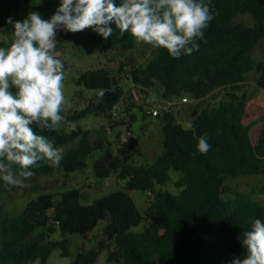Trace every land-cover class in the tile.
Returning <instances> with one entry per match:
<instances>
[{"label": "trees", "instance_id": "obj_1", "mask_svg": "<svg viewBox=\"0 0 264 264\" xmlns=\"http://www.w3.org/2000/svg\"><path fill=\"white\" fill-rule=\"evenodd\" d=\"M115 2L119 6V0ZM51 3L52 0H0V31L4 33L0 47H7L6 42L11 41L13 25L8 23L9 18L22 21L30 13L29 7H50ZM210 7L215 17L204 30L203 39L197 41L198 49L190 55L176 59L166 49L154 48L145 64H134L130 69L124 62L117 68L104 64L86 69L76 83L93 90V94L83 108L61 112L65 117L62 123L75 124V129L41 131L33 126L64 153L58 167L50 166L46 160L39 162L30 169L33 177L83 170L91 157L96 177L117 174L122 185L89 204L81 202L78 187L38 191L26 203L21 197L24 207L12 215L4 199L11 197L16 187L0 180V264L45 261L57 247L66 254V235H87L101 219H107V223L95 247L79 251L71 264H95L105 249L108 260L116 264H232L233 259L246 255L241 240L252 220L264 221V203L232 189L226 178L264 174V124L253 139L251 124L244 121L247 73L258 71L256 85L264 90V61L256 60L252 54L264 39V0H210ZM240 15H249L251 21L238 20ZM113 28L108 40L92 29L77 33L61 30L56 48L65 40L82 52L129 51L136 47L138 41L130 33L121 34ZM135 89L141 103L136 101ZM217 89L224 93L214 102ZM100 90L105 93L103 99L98 98ZM159 91L172 103L176 98L191 97L190 102H184L187 127L177 118L174 106L157 114L145 110V101ZM137 107L144 118L153 114L162 121L163 151L152 163L134 158L138 152L136 135L129 124L126 131L131 130L133 137L124 139L117 132L112 139L104 127L85 129L79 123L94 114L107 117L109 126L118 125L119 112L133 120V109ZM202 136L211 146L206 153L197 146ZM170 169L182 172L174 182L180 188L178 194L155 190L157 184L170 178ZM134 189L153 191L144 214L129 193ZM143 219L147 220L143 230L132 231ZM57 229L63 238L51 239L50 234Z\"/></svg>", "mask_w": 264, "mask_h": 264}, {"label": "clouds", "instance_id": "obj_2", "mask_svg": "<svg viewBox=\"0 0 264 264\" xmlns=\"http://www.w3.org/2000/svg\"><path fill=\"white\" fill-rule=\"evenodd\" d=\"M214 17L210 0H119V6L115 0H60L50 19L38 12L22 21L9 18L11 41L0 47V180L24 186L39 162L58 167L63 158V149L33 127L58 130L65 120L64 64L56 53L59 31L92 29L108 40L115 26L178 59L198 49L197 41ZM104 95L100 90L98 98ZM197 146L201 153L211 147L204 136ZM241 242L246 255L232 264H264V221L252 220Z\"/></svg>", "mask_w": 264, "mask_h": 264}, {"label": "rangeland", "instance_id": "obj_3", "mask_svg": "<svg viewBox=\"0 0 264 264\" xmlns=\"http://www.w3.org/2000/svg\"><path fill=\"white\" fill-rule=\"evenodd\" d=\"M50 7L32 8L29 7L30 12H38L42 18L50 19L59 7L60 0H52ZM238 20L250 22L249 15H240ZM4 37V33L0 31V40ZM154 47L143 42H137L134 49L129 51H121L118 49L102 51V52H82L77 47L73 46L70 40H65L60 48H56L58 56L62 57L67 63L64 66L65 79H64V94L65 104L63 105V111L67 112L71 109L83 108L88 98L93 94V90L87 89L85 86L76 83V79L79 74L90 68H97L104 64H107L113 68H117L121 62H124L127 69H130L132 65L145 64L154 54ZM252 54L256 60L264 61V39H262L252 50ZM258 71L253 70L246 75L244 89L247 94V107L246 116L244 118L245 123L251 124L253 139H256L260 128L264 124V90L256 85V77ZM136 101L142 102L137 89L133 91ZM224 90L217 89L215 91L216 99L214 102H218L223 96ZM192 99L188 96V100L185 103L190 102ZM182 100L176 98L172 103L170 100H166L159 93H154L149 102L145 101L144 108L148 112L153 105H160V110L168 109L169 106H174V110L177 118L181 123L187 127L188 117L186 116L185 107L187 104ZM133 112L136 118L129 120V116L123 112H119L116 115L118 125L109 126V120L102 115H88L82 118L79 123L82 128L97 129L104 127L108 130V135L112 139L116 138V133H125L129 124L132 131L135 133V146L138 152H135L134 158L139 162L152 163L159 154L163 151L162 143V121L160 118L155 117L153 114H149L145 118L142 116L143 112L140 108H134ZM160 112V111H159ZM61 128L69 130L71 125L69 123H61ZM98 153L95 152V155ZM170 178L163 184H157L155 190L163 189L168 190L173 194H178L180 188L175 185V181L182 175L179 170L170 169ZM226 184L234 190H238L244 193L250 194L252 197L260 200L264 203V174H246L236 177H227ZM122 180L118 178L117 174H112L108 178H98L93 173L92 158L89 157L88 165L83 170H77L69 172L68 174L63 171L56 172L54 174L37 175L33 178L24 181V186H15L12 196L4 199L7 211L9 214L15 215L21 211L27 200L35 198L38 191H57L61 186L78 187L81 189L82 197L81 202L89 204L95 199L120 188ZM129 193L135 200L137 207L144 214L149 200L153 196V191L148 193L147 190L134 189ZM226 196H233L232 193H226ZM23 197L25 203L21 204L20 198ZM107 223V219H101L97 225L87 233V235H81L79 233L67 234V249L68 252L63 254V250L60 247L53 249L47 260L41 261L40 259H34L29 264H71L75 259L79 251L89 250L95 247L97 238L102 234V230ZM147 220L143 219L138 225L131 228L132 231L139 232L143 230ZM50 238L57 240L62 239L63 236L59 229L50 234ZM95 264H116L114 261L108 260V250H103Z\"/></svg>", "mask_w": 264, "mask_h": 264}, {"label": "built area", "instance_id": "obj_4", "mask_svg": "<svg viewBox=\"0 0 264 264\" xmlns=\"http://www.w3.org/2000/svg\"><path fill=\"white\" fill-rule=\"evenodd\" d=\"M150 99H148L147 101L149 102ZM188 100V97H183L182 98V102H185ZM153 114H157L160 110V105H153V107L151 108ZM130 136H134V133L131 131V130H127L124 134H123V138L126 139L127 137H130Z\"/></svg>", "mask_w": 264, "mask_h": 264}]
</instances>
